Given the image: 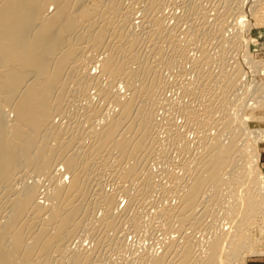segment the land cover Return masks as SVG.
Segmentation results:
<instances>
[{
	"label": "bare ground",
	"instance_id": "obj_1",
	"mask_svg": "<svg viewBox=\"0 0 264 264\" xmlns=\"http://www.w3.org/2000/svg\"><path fill=\"white\" fill-rule=\"evenodd\" d=\"M164 1L132 0V5L127 7L128 5H125L124 0H0V109H8V113L11 112L13 117L11 121L7 122L5 118L2 119L3 116H0V215L5 213V217L1 218L0 216L1 219L5 218L4 224L0 221V264H102L103 262L100 261L102 258L99 254L103 252L99 253V250L104 247L102 246L103 238L107 239L109 236L106 234L108 230L112 233L115 231L113 234L115 235L121 224L122 227L128 224L129 232H135L140 228L139 222L141 221L135 217L136 214L139 216L138 213L135 215L133 213L134 217L124 215L125 211L120 210L121 215L114 214L116 210L118 212L117 196L123 195L128 198V202H126L128 205L125 206L128 210V206H133L141 200L143 202V197L148 196L154 188L162 191L169 189L171 194H176L174 199L177 198L176 205L171 206L172 204L169 203V205L166 204L168 206H164V204L162 205L164 208L161 206L163 208L160 209L161 212L158 210L160 214L157 212L156 218L159 217L161 222L159 221L160 224L156 227L163 226V224L161 225L163 222L168 225L166 228L171 231V235L173 234L172 231H175V234L183 233L185 228L187 231H196L197 234L200 228L205 230L210 228L211 231H207L212 234L210 239H206L207 234L206 237L204 235L207 240L205 244L202 243L204 238L201 242L194 234L196 236L194 239L204 244L201 246L196 240H193L191 235L188 236L189 233H185V230L186 235L180 234L181 241L175 237L177 235L173 236L176 239L167 240L168 238H166L167 242L163 241L165 246H162L163 242L160 243L163 250L161 251V248L158 247L161 253L149 255L152 252H142L138 256L136 264H244L245 258L264 254V170L262 171L258 165L259 158L264 152V81L261 85L254 86L251 85L252 82L245 81L247 84L244 82V77H242L244 74H241V71L246 61L244 58L243 60L240 59L242 58L241 55L240 62L235 61L233 65L228 62V60H232L228 59L232 52H228L231 50L230 47L243 49L242 55L250 58L251 49L257 48L256 42L264 39V31L257 30L256 35H252L256 39L253 40L254 38L250 37L251 42L248 43L247 39L246 44L243 41L244 45L242 44L243 37L241 38L243 35L237 34L240 30L236 26L234 27L238 32L229 37L230 34L228 35L229 32L225 27L228 20L225 19H229V16H236L237 19L238 15L241 19L240 15H243L245 10L243 12L242 0H220L223 2V7L221 6L223 10L216 12L214 23L213 21L210 24L206 23L203 27L200 24V28L198 26L195 28V24L193 26L190 22L192 26L188 27H194L192 30L190 29L188 33H182L184 29L180 30V28L181 33H178L179 23L177 20L182 18L176 20L177 15L175 14L174 21L177 22L170 26L167 24L169 22L166 23L165 21L167 19L159 18L157 15L165 5ZM174 1L181 7L183 6L181 9H184L186 13L184 17L188 18L185 19L186 24H190L187 21L195 16L196 18L197 16L200 17V22L203 23L206 18L214 14H211V10L199 11L202 6H199L201 1H199V5L197 4L198 0ZM260 3L263 4L264 1H260ZM255 4H258V1ZM133 5L142 8L141 12L143 13L140 15L143 16L136 17V13L132 12ZM259 6L261 4L257 7ZM134 9L136 8L134 7ZM260 11V13L256 12L257 14H250V19L258 21L264 15V7ZM134 15L139 20V22L137 21L139 28H141V31L138 30L139 32H135L137 30L135 27H138L135 26ZM240 19L239 21H242ZM262 19L258 22H263ZM192 20L197 21L199 19ZM258 22L255 23L259 24ZM243 24L245 23L243 22ZM224 30L228 32L226 34L230 38L229 41L228 39L224 40L225 37L222 38V33H225ZM185 35L189 40L193 37L191 42L200 44L199 47L197 46L198 49L192 46V49H197L198 54L195 55L196 57L194 56L193 61H189L191 74H195V79L193 77L190 79L193 82L184 80L186 82L181 83L179 79L176 81V78L183 77L185 74L188 76V72H190L185 67V63L190 59L187 58V55V59H185V51L188 50V48L185 50L187 47L185 44L188 45L189 43L187 40V43L185 41V44H182ZM199 37L202 38L201 41L196 40ZM211 40H216L217 45L219 41L220 49L217 47L219 52L216 56L214 53L216 47L214 51L213 47L210 51L215 58L211 57L213 55L208 53L210 49L207 50L206 48L208 47L207 41ZM209 43L208 45H211L212 41ZM188 47L190 48V45ZM239 50L235 52L238 53ZM101 51L103 52L102 55L105 54V56L101 55L102 58L100 57L101 63L99 62L98 74H93L91 73L92 68L89 69V64L93 63L94 57L101 54ZM87 53L92 55L90 59L88 58L90 55L86 56ZM217 65L219 67L223 65L224 68L219 69L218 67L217 69L220 71L214 72L216 68L213 67H217ZM91 67L93 66L91 65ZM161 69L175 70L177 77L174 78L175 80L173 79L174 83H166L170 86L174 85L173 88L177 87L176 90L178 89L181 91L180 93L186 96H191V99L197 103L194 105L193 103L169 105L168 100L166 101L168 97L163 99L161 93V90L167 86L164 83L166 79L161 77ZM188 77L190 78V76ZM249 80L253 81L254 79ZM118 81H122L124 90H126L125 93L127 92L123 100H121L123 93L121 94L117 90ZM116 85L118 86L116 87ZM89 87L96 90L100 102H107L108 106L111 104L112 107L116 106L118 110L112 108L115 110H112L114 114L108 116L110 113L103 115L101 106L100 108L98 106L85 107L87 110L84 114L82 113L83 115L79 119L84 118L85 122L90 123L89 130L87 127V130H84L85 127L82 128L83 130H79L76 127L78 124L76 125L73 120V124L68 123L66 126L53 123L55 116L57 118V116H63L67 112L69 116L74 111L76 112V110L71 111L70 109L69 113L67 108L70 103L67 100H70L69 97L72 99L75 96L84 98L88 94ZM246 87L247 89L253 87V89L250 90V93L245 90V93L249 94L248 97L245 96V99L239 97L238 99L242 100L241 104L246 103L248 105L249 102V105L255 108L253 110L256 111V115L252 121V130H250L251 127H248L249 130H245L244 126V129L242 128V123H244L242 121L247 113L243 118L238 116L236 112V117L235 112L231 113L232 110H230V107L233 108V106L231 103L229 104L230 101L234 102L236 99H230L231 94ZM237 93L235 94L237 95ZM242 93L241 96H243ZM233 96L235 95L233 94ZM79 101L81 103V99ZM77 102L73 103L77 105ZM188 102L191 101L188 100ZM81 107L75 109L78 111ZM70 108L72 107L70 106ZM166 108L175 111V115L176 113L180 114L179 116H182L184 120V130L185 127H188L193 131L190 132L195 135V140L188 141V137L179 130L182 126L178 125L177 128V125L172 123L171 118H168L171 113L169 116L167 115L163 123L169 127L164 124L169 132H172L168 134H170L172 143L177 147L174 148L173 152L178 150L179 153L177 154H180L179 157L180 159L182 157V161L186 162L184 163L186 166L188 165L187 162L193 158L195 143L199 153L198 151H196L197 154L195 152L197 156H194L192 161L193 167V163H191V167L190 165L182 166L180 169L181 166L175 167V164L172 163L174 166L172 165L170 168L179 167L182 170V174L178 171L181 175L169 169L166 174V170H162L166 174L163 178V180L166 179V183L161 181L164 182L163 185L160 182V177H158L160 178L158 183L157 181L154 182L158 179H154L155 176L151 171L155 165L151 167L150 164V168L147 163L148 159L150 162V157L153 154H157V152V155L163 154L161 145L164 139L160 140L161 138L158 139L157 133L154 134V131L159 128H156L158 125L155 121V117H157L155 114L157 110H165ZM103 111L105 112V110ZM75 114L73 117L76 116L78 119ZM240 114L242 113L240 112ZM64 116L63 118H66ZM73 117L71 116V118ZM235 117L237 118L236 122L234 121L236 120ZM73 125H76V129ZM242 129L244 133L241 132ZM211 130L216 131V135L212 138L211 135L214 134ZM236 131H239L244 137L242 138L241 135L240 139L239 135L236 136L238 133ZM224 132L229 133V136L227 134L229 138L221 143L219 139ZM169 136L167 135L166 138ZM248 137L257 139L259 141L258 147L253 149L250 143L247 145L246 143L251 140L250 138L247 141ZM86 140L87 143L85 144L84 141ZM170 140H167L165 148L168 147ZM155 144L158 145V149L154 147ZM169 146L173 150V145ZM78 149H80L79 152ZM170 153L168 152V154ZM169 156L166 152V156L164 154L163 158H170ZM175 159L172 162H175ZM156 160L158 161V159ZM239 161L241 164L237 163ZM163 162L160 161L162 169H164ZM155 163L156 161H154ZM56 165L63 167L64 170L60 171H64V173L62 172L63 176L67 175L69 180L66 184L62 175L60 177L58 175L59 179L56 176L58 179L56 184L53 188V185L51 186L52 190L49 189L48 191L47 189L50 192H46L47 196L46 193L44 195L49 204L45 208L43 206L45 202L42 205L38 202L40 200L37 198L39 196L37 190L40 181H42L41 178L47 179L46 176L57 170L55 169ZM61 166L59 167L62 168ZM159 170L161 169L156 171L158 174ZM142 171H145V174H142ZM104 173L111 176V183L110 181L109 183L112 184L113 182L114 185V191L108 192L109 194L100 187L103 181L100 183L97 180L99 175H104ZM26 176L28 178L32 176L38 180L36 179V182L33 183L34 178L31 177L30 179L33 180L31 183L27 180L29 185H26V182H24L25 184L22 183ZM51 181L53 182L54 179ZM51 181L48 179L49 183ZM16 185H20L19 188L16 187L18 189L15 188ZM152 194L154 195L153 192ZM226 200L228 202L230 200L231 204L228 205ZM222 201L226 202L225 205L218 208ZM213 205L223 210L220 217L222 219L224 216L227 224L225 227L224 220L220 221L223 226L219 222L217 224L220 219L219 215L217 219L214 217L216 216L215 212V214L208 213L209 208L211 211L213 210L211 209V206L214 207ZM96 208L103 211V217L99 219L98 227L96 226L97 222L95 225L91 216ZM89 216H91V223L94 224V227L89 228L90 236L87 235L91 238L90 241L94 242L95 249L92 251L91 248L93 253L88 257L87 253H83L87 251L86 249L79 252L83 245L80 247L78 244L80 247L78 251H74L77 247L74 249L71 245H73L74 234L89 224L87 222L90 220ZM207 217L210 218L208 223ZM167 229L164 230L169 233ZM202 232V234L205 233L203 230ZM117 234L120 238V233ZM150 236L152 237V234ZM84 237L86 236L84 235ZM111 238H113L112 235ZM119 238L115 240L114 236V239L109 240V245L106 241L104 242L108 247L117 251L121 247ZM70 239L72 244L67 243ZM68 244L74 249L71 250L69 246L72 252L67 250ZM76 244L74 245L77 246ZM106 247L105 250L109 251L110 249L108 250ZM123 247L125 250L126 245ZM66 250L68 254L64 255ZM113 250L112 252H114ZM54 255H58L59 258L55 259ZM111 255L114 254L111 253Z\"/></svg>",
	"mask_w": 264,
	"mask_h": 264
},
{
	"label": "rangeland",
	"instance_id": "obj_2",
	"mask_svg": "<svg viewBox=\"0 0 264 264\" xmlns=\"http://www.w3.org/2000/svg\"><path fill=\"white\" fill-rule=\"evenodd\" d=\"M129 1H130V0H126V1L124 0L125 5H126V4L128 5V6L126 5L127 7H130V5H132V2H131L132 0L130 1V4H129ZM168 1H169V0H165V1H164V3H165V5L163 4L164 7H163V5H162L163 8H161L162 10L160 9L161 12H158L157 15H159V16H158L159 18H163V19L165 18V19H167V20H165V21H166V23L169 22V23H167V24L170 25V26H171L172 24L174 25V22H177V21H178V23H179V24H178V27H177V31H178V33H181V31H179L180 28H181L180 30H183V29H184V30L182 31V33H183V32L188 33V32L190 31V29L192 30L194 27L196 28V26L199 27L200 24H201V27H203L204 25H206V23H207V24H210V22H212V21H213V23H214V18H215L214 15H216V14L218 13V11L221 12V11L223 10V9H222V7H223V2H221L220 0H216V1H215V0H210V1H209V0H206V2H205V0H204V2H203V0H198V1L196 0L198 5H199V1H201V3H200L199 6H200V7H201V6L203 7V8H202V7L199 8V11L201 10L202 12H206L207 10H211V14H213V13H214V14L211 15V16H209L208 18H206L207 20L205 19L206 21L204 20L203 23L200 22V21H201V20H200V19H201L200 17H199V18H198V16H197V18H196V16L193 17L192 19H199V20H197V21H196V20H192V19L188 20L187 23H190V22H191V23L193 24V26H194V24H195L194 27L189 28V27L192 26V24H191V23H190L191 25H190V24H186V21H185L186 17H184L186 13H185V10H184V9H181L183 6L181 7V5H178L177 3H175L174 0H172V1L170 0V1H169V2H172V3H169ZM208 1H209V3H208ZM211 1H212V2H211ZM223 1H226V0H223ZM246 1H247V2H246ZM255 1H256V0H250V1H249V0H242V1H241V2H242L241 5L243 6V7H242V8H243V12H244V10H245V12H244L245 15L243 14V12H242V10H241V12H242V14H243V15H240V16H241V19H240V17H238L239 15L237 16V19H236V16H231L232 18H231L230 16H229V17L227 16L230 20H229V19H225L226 21H227V20L229 21V22L227 21L228 23L226 22V26H225V27H227L226 29L228 30L229 33H228L227 31H225L226 29L224 30L225 33H222V34H223V35H222V38L225 37V38H223L224 40H227V39H228V41H229V40H230L229 37H231V36H233V34L237 33V32H238L237 29H238V30H240V31H239L240 33L238 32L237 34H240V36H241V34L243 35V36H241V38L243 37V38H242V44H243V41H244V44H246L245 41H246L247 39H248V43H249V41L251 42V38H254L253 36L256 35L257 30H262V31H264V17H263L264 15L261 17V18H263V19H262L263 22H261L262 20L260 21L261 23L258 22L261 18H259L258 21H255L254 19H253V20L250 19V18H251L250 14L252 15V14H254V13L257 14L258 12L260 13V12H261L260 10H262V8L264 7V5H263L264 3H263V4L260 3L261 6H259V7H261V8L257 7L258 5H260L259 2H260V1L262 2V1H264V0H257V1H258V4H255V3L257 2V1L255 2ZM126 2H127V3H126ZM166 2H167V3H166ZM217 2H218V4H217ZM215 3H216V4H215ZM169 4H170V5H169ZM206 4H207V5H206ZM249 4H250V5H249ZM251 4H252V7H251ZM174 5H175V6H174ZM215 5H216L218 8H217ZM254 5H255V7H254ZM256 5H257V6H256ZM133 6H134L136 9H134ZM133 6H132V9H133L132 12H133V13H136V15H137V16L134 15V18H135L134 23H136L135 26L138 27V28L135 27V29H137L135 32H139L138 30L141 31V28H139V24H138L139 20H138L137 18L143 16V15H140V14H142L143 12H141V11H142V8L140 9L139 6H138V7H136L135 5H133ZM165 6H166V7H165ZM221 6H222V7H221ZM248 6H250V7H248ZM178 7H179V8H178ZM216 8H217V10H215ZM250 8H251V9H250ZM50 9H51V7H50ZM170 9H171V10H170ZM203 9H204V10H203ZM247 9H248V10H247ZM255 9H256L257 11H256ZM163 10H164V11H163ZM168 10H169V11H168ZM182 10H183V11H182ZM251 10H252L253 12H252ZM138 11H140V12H138ZM255 11H256L257 13H256ZM216 12H217V13H216ZM170 13L173 15V17H171L172 15H171ZM247 13H248V14H247ZM162 14H164V15H162ZM167 14H168V15H167ZM175 14L177 15L176 18H175L176 20H177V19H180V18H182V19L177 20V21H176V20L174 21V16H175ZM160 15H162V16H160ZM181 15H182V16H181ZM135 16H136L137 18H136ZM163 16H164V17H163ZM183 17H184V18H183ZM210 17H211V18H210ZM234 17H235V18H234ZM243 17H244V18H243ZM248 17H249V18H248ZM169 18H170V19H169ZM238 18H239L240 20H242V18H243L242 21H243L245 24H243L242 21H239ZM246 18H247V19H246ZM187 19H188V18H187ZM187 19H186V20H187ZM203 19H204V18H203ZM203 19H202V21H203ZM209 19H210V20H209ZM149 20H150V19H149ZM172 20H173V21H172ZM181 20H182L183 23L181 22ZM183 20L185 21V23H184ZM191 20H192L193 22H195V21H196V22L193 23ZM233 20H234V21H233ZM244 20H245V21H244ZM137 21H138V22H137ZM179 21L181 22V24H180ZM230 22H231L232 24H231ZM240 22H242V23H240ZM253 22H254V23H253ZM255 22H256V23L258 22L259 24H256ZM213 23H211V24H213ZM235 24H236V25H235ZM180 25H181V27H179ZM242 25H244V26L242 27ZM253 25H256V26L253 27ZM182 26H183V27H182ZM186 26H187V27H186ZM188 26H189V27H188ZM234 26H236L237 29H236ZM237 26H238V27H237ZM185 28H186V29H185ZM199 28H200V27H199ZM255 28H256V29H255ZM135 29H134V30H135ZM188 29H189V30H188ZM229 29H230V30H234V29H235V30H234V31H230ZM248 29H249V30H248ZM224 31H223V32H224ZM247 31H248V32H247ZM230 32H231V33H230ZM232 32H233V33H232ZM226 33H228V35L230 34V36L228 37V35H227ZM224 34H225V35H224ZM252 35H253V36H252ZM188 36H189V35H188ZM245 36H246V38H245ZM189 37H191V36H189ZM250 37H251V38H250ZM185 38H188L187 35L184 36V39H183L184 41H183L182 44H185V41H186V43H187V40H188V42H189L188 45L185 44V46H187V47H185V50H186V48H188V50H186L187 52L185 51V53H186V54H185V59H187V58H190V59L187 60L188 62L185 63V67H186L187 70L190 71V72H188L189 74L187 73L188 76H190V78H189L186 74H185L186 77H185V75H184L183 77H179V78H178V77H177V73H176V71L174 70L175 73H176V75H175V73H174V71H173L172 69H170L171 71H170V70H167V69H164V70L161 69V72H162V73L160 72V73H161V77L164 78V79H166V80H164V79H162V80H164L165 86H166V84H167V86L165 87L164 90H163V89L161 90L162 96H163L164 98L160 95V94H161L160 92H159V93H160L159 95H160V97L163 98V99H166V98L168 97V99H166V101L168 100V101H167L168 104H169V105H172V106L177 105V104H179V105H180V104H185V103H188V104L193 103V105H194V103H195V104L197 103V102H195L194 100L191 99V96L189 97V96H186V95L183 94V93H180L181 91H179L178 89L176 90L177 87H176V88H173L174 85H171V86H170V84H168L169 82H170L171 84L174 83L173 81L175 80L174 78H176V77H177V78H176V81H178V79H179V81H180L181 83L186 82V81H184V80H187V81L193 82V80H190V79H192L193 77H194L193 79H195V76H194L195 74H193V73L191 74L190 63H189V61H190V60L193 61V59L197 56L198 53H197L196 50L198 49L197 46L199 47V44H200V43L196 44L197 42H195V43H194V42H191V41H193V37H191L190 40H189V38H188V39H185ZM222 38H221V39H222ZM244 38H245V39H244ZM197 39H198L199 41L202 40L201 37L196 38V40H197ZM243 39H244V40H243ZM255 39H256V38H254L253 40H255ZM203 40H204V39H203ZM216 40H218V39H216ZM216 40H211L212 43H213V44L211 43V45H208V43L211 42V41H207V46H208V47H206V48H207V50L210 49V50H208V51H209L208 53H210V51H211L213 48H214V49H213V51H214L217 47H219V46H218V45H219V41H218V45H217V41H216ZM190 42H191V43H190ZM252 42H253V41H252ZM192 43H194V44H196V45L194 46V44H192ZM215 43H216V44H215ZM209 44H210V43H209ZM244 44H243V45H244ZM189 45H190V48H191V49L188 47ZM216 45H217V46H216ZM256 45H257V48H256V49L253 48V49H251V51H250V52H252V53H250V56H249L250 58H246V57L244 56V54L242 55L241 51L243 52V49H241V50L236 49V48L233 49V47L228 46V47L231 48V50H228V52H231V51H232L231 54H229V58H228V59H232V60H230V61L228 60L229 64H230V65H233V64H235V61H236V62H238V61L240 62L239 58H240V55H241L242 58H240V59L243 60V58H244V61H246V62L243 61V62H244V65H243L244 67H243V66H242L243 68L241 67V68H242V71L245 70V71H243V72L241 71V74H242V73L244 74V76H242V77H244V82H245V81H246V82H248V81H249V82H252L251 85H253V86H254V85H261L262 82L264 81V75H263V74H264V39L258 40V41L256 42ZM192 46H193L194 48H197V49H194V48L192 49ZM209 47H210V48H209ZM212 47H213V48H212ZM215 47H216V48H215ZM230 48H229V49H230ZM217 49H218V48H217ZM217 49H216L215 52H214V53H215V56H216V54L219 52L220 47H219L218 50H217ZM192 50H193V51H192ZM233 50H234V51H233ZM236 50H239V51H237L238 53L235 52ZM194 52H196V53H194ZM100 53H101V54H99L100 56L97 54V55L94 57L96 60L93 59V63L91 62V63L89 64V69L92 68L91 73H93V74H94V73L98 74V71H99V70H98V66H99V64L101 63V58H102V56H105V54L102 55V53H103L102 51H101ZM189 54H190V55H189ZM210 54L213 55V53H210ZM89 55H90V57H88ZM101 55H102V56H101ZM186 55H187V58H186ZM195 55H196V56H195ZM86 56L90 59L92 55L87 53ZM194 56H195V57H194ZM215 56L213 55V56H211V57L215 58ZM100 57H101V58H100ZM235 57H236V58H235ZM191 58H192V59H191ZM233 59H234V60H233ZM253 59H254V61H253ZM98 60H99V61H98ZM96 61H97V63H96ZM185 61H186V60H185ZM231 61H232V63H231ZM99 62H100V63H99ZM233 62H234V63H233ZM94 63H96V64H94ZM252 63H254V64H252ZM93 64H94L95 66H94ZM251 64H252V65H251ZM91 65H92L93 67H91ZM186 65H187V66H186ZM246 66H247V67H246ZM218 67H219L218 65H217V67L214 66L213 68H216V69H215V71H214V69H212V70H213L214 72L220 71L219 69H222L221 67H223V65L220 66L219 69H217ZM257 67H258V68H257ZM223 68H224V67H223ZM247 68H248L249 70H248ZM256 68H257V69H256ZM261 68H262V69H261ZM96 69H97V70H96ZM162 70H163V71H162ZM246 70H247V71H246ZM92 71H93V72H92ZM95 71H96V72H95ZM172 71H173V73H172ZM244 72L247 74V76H245L246 74H245ZM248 72H250V73H248ZM218 73H219V72H218ZM218 73H217V74H218ZM171 74H172V75H171ZM215 74H216V73H215ZM249 74H250V75H249ZM255 74H256V75H255ZM260 74H261V75H260ZM162 75H163V76H162ZM192 75H193V76H192ZM262 75H263V76H262ZM248 76H249L250 78H249ZM253 77H254V78H253ZM180 78H181V79H180ZM182 78H183V79H182ZM187 78H188L189 80H188ZM240 78H241V77H240ZM251 78L254 79V80H253V81L249 80V79H251ZM259 78H260V79H259ZM262 78H263V79H262ZM173 79H174V80H173ZM257 79H258V80H257ZM169 80H170V81H169ZM242 80H243V78H242ZM166 82H168V83H166ZM246 82H245V83H246ZM249 82H248V83H249ZM256 82H257L258 84H257ZM119 83L121 84L122 81H118L117 84H118L119 86L116 85V87L118 86V87H117V90H118V92L120 91L119 93H121V94L123 93V94H124V95L122 94V99H121V100H123V99H124V96H125V94H127V92L125 93L126 90H124L125 88L123 87V83H122L121 85H120ZM103 84H104V83H103ZM246 84H247V83H246ZM104 85H105V84H104ZM104 85H103V86H104ZM251 85H250V86H251ZM242 89H243V88H242ZM252 89H253V87H249L248 89H247V87H246V88L243 89L244 91H243V90H238V91H236V92H233V93L231 94L232 96L230 95V96H231L230 99H231V98H234V99L236 98V99L234 100V102L232 101L233 104L235 103V105H233L231 101L229 102V104L231 103V105L233 106V108L230 107V110H232L231 113H232V112H235L234 114L236 115V117H237L236 112L238 113V116H242V117L247 113V114L245 115V119H243V121H242V122H244V123H242V128L244 129V127H245V130H249L250 127H251L250 130H252V128H253V125H252L253 122H252V121H253V119H254V115H256V114H255L256 111L253 110V109H255L253 106L249 105V102H248V105H247L246 103H245V104H244V103L241 104L240 102H241L242 100H240V99H242V97H243V99H245V96L249 95L248 93H250V92L252 91ZM245 90H246L248 93H245ZM250 90H251V91H250ZM237 92H238V93H237ZM240 92H241V93L243 92V93H242L243 96H241V93H240ZM87 93H88L87 96H85L84 98H83V97H79V96H78V97H77V96L72 97V99H73L74 101L71 99V97H69L70 100H72V101L70 102L69 99L67 100V101H69V103H70V104L68 105V108H67V109H69V113H70V109H71V111L76 110V112L74 111V113H71V114H73V115L70 114L69 116H68V112H67L66 114H64L65 116L63 115V116L66 117V118H63L62 115L57 116V118H56V116H55V117H54L55 122H53V123H56V125L59 124V126H60V124L66 126V125H68V123H69V124H70V123L73 124V122H72V120H73L74 123H76V125L78 124L77 126H76V125H75V126H76L79 130H80V129L83 130L82 128H84V127H85L84 130H85L86 127H87V129H88L90 123L88 124V122H85L84 118H80V119H79V117H81V115H83L84 112L87 110V109H86V108H88L87 106H98L99 108H100V106H101L102 108H100V109L102 110L103 115H107V114L110 113L108 116H110V115L112 116V113L114 114L113 111H115V110L117 111V110H118L116 106H115L116 108H115L114 106L112 107L111 104H109V106H108L107 102L104 103L103 101H101V102H103V103H101V102H100V98L97 96L96 90H95L94 88L89 87V89L87 90ZM235 93H237V95H236ZM167 94H168V95H167ZM176 94H177V95H176ZM179 94H180V95L182 94V95L180 96ZM233 94H234L235 96H233ZM239 94H240V95H239ZM89 95H90V96H89ZM184 95H185V96H184ZM91 96H92V97H91ZM182 96H183V97H182ZM181 97H182V99H181ZM184 97H185V98H184ZM239 97H241V98L238 99ZM247 97H248V96H247ZM77 98H78V99H77ZM82 98H83V99H82ZM90 98H91V99H90ZM98 98H99V102L101 103V105H99L100 103L98 102ZM187 98H189V99H187ZM80 99H81V103H80V101H79ZM190 99H191V100H190ZM237 99H238V100H237ZM82 100H83V101H82ZM84 100H85V101H84ZM87 100H88V102H87ZM178 100H182V101H178ZM188 100L191 101V102H188ZM232 100H233V99H232ZM75 101H78V102H77V103H78L77 105H75L76 103H75V104L73 103V102H75ZM92 101H93V102H92ZM183 101H184V102H183ZM186 101H187V102H186ZM171 102H172V103H171ZM182 102H183V103H182ZM71 103L73 104V106H72ZM79 103H80V104H79ZM94 103H95V104L97 103V105H95ZM91 104H92V105H91ZM105 104H106V107H107L108 109H107L106 107H104ZM240 104H241V105H240ZM102 105H103V106H102ZM70 106H71L72 108H70ZM77 106H78V107H81V106H82V107H81V109H78V111H77V109H75V108H78ZM85 107H86V108H85ZM240 107H241V108H240ZM242 107H243V108H242ZM249 107H250V108H249ZM82 108H85V109H82ZM103 108H104V109H103ZM112 108H114L115 110H113ZM5 109H6V108H1V109H0V112H1V113H0V116H3V117H2L3 120H4V118H5V121L9 122V121H11V119H13V117H12V115L10 114L11 112L8 113L9 110H8V109L5 110ZM72 109H73V110H72ZM170 109H171V108H170ZM241 109H242V111H241ZM1 110H2V111L4 110L3 113H4V112H5V113L3 114ZM7 110H8V111H7ZM80 110H81V111H80ZM82 110H84V111L82 112ZM103 110H105V112H104ZM112 110H113V111H112ZM160 110H161V111H160ZM164 111H165V112H164ZM169 111H170V112H169ZM6 112H7V113H6ZM77 112H78V113H77ZM240 112H241L242 114H240ZM75 113H76V114H75ZM79 113H81V114H79ZM82 113H83V114H82ZM104 113H107V114H104ZM115 113H116V112H115ZM166 113H167V114H166ZM170 113H171V114H170ZM74 114L78 116V119H76V116L73 117ZM156 114H157V115H156ZM156 114H155V116L158 117V118L155 117V121L157 122V125H158L156 128H158V127L160 128V127H161V128H163L164 130L161 129V128H160V129H159V128H158V129L155 128V129H156L157 131H159V132H157V131L155 130V131H154V134L157 133L156 135L159 137L158 139H160V138H161L160 140H163V139H164V140H166V141H165L166 143L164 142V140L162 141V142H163L162 145L164 146V147H163V146L161 145V147H162V149H163V151H162L163 154H162V153H161L162 155L159 154V155L162 156V157H160L159 155H157L158 152H157V154L155 153V152L157 151L156 149H158V145L156 146V144H155L154 147H155L156 149H155V148H154V149H155L156 151L153 150V151H155V152H154L155 154H153V155L150 157V162H149V159H148V163H147L148 165H147V164H146V165H147L148 167H150V164H151V167H152V165H153V167H154V165H155V167H156L157 169H154L155 167H154V168H151V167H150V168H151V171H152V173H153V176H155L154 179H156V178H158V177L161 178V179L158 178L157 180H154V182L157 181V183H158V182H159L158 180L160 179V182H161V181L163 180L164 176L168 173L169 170H170V171L172 170V172H178V171H179V172L182 174V170H180V169H182V166H183V167H184V166L187 167V166H189L191 163H193L192 161H193V159H194V156H197V155H196V154H197L196 151H198V153H199V150L197 149V145H196V143H195V145H194V148H195L194 155H193V153H192L193 158H191V160L188 161L189 163L187 162L188 165L186 166V165L184 164V163H186V162L182 161V157H181V159H180V157H179L180 154H177V153H179L178 150L176 149L177 152H173V151H174V148L176 147V145H174V144L172 143V141L170 140V136H169V135H170L172 132H171V133L169 132V129H168L169 127H168L165 123H163V122H165V119L167 118V115L169 116V114H170L172 117L169 116L168 118H171L172 123H173L174 125H177V126H176L177 128H178L179 126H182V127H180L179 130H181V131H180L181 133L183 132L182 134H185V136L188 137V138L186 137L188 141H192V139L195 140V137H194L195 135H194V133H192L193 131L190 130L188 127H185V130H184V128H183V126H184V122H183V121H184V120H183L182 116H179L180 114H177V113H176V115H175V111H173L172 109H171V110H168L167 108H166L165 110L159 109V110H157ZM173 114H174V115H173ZM234 114H233V115H234ZM6 115H7V117H6ZM79 115H80V116H79ZM235 115H234V116H235ZM247 115H248V116H247ZM71 116H72L76 121H75L73 118H71ZM159 116H160V117H159ZM216 116H217V115H216ZM246 116H247V117H246ZM249 116H250V117H249ZM68 117H70V118H68ZM236 117L234 118V119H236V120H234L235 122L237 121V118H236ZM6 118H7V119H6ZM67 118H68L69 120H68ZM156 118H157V119H156ZM163 118H164V119H163ZM243 118H244V117H243ZM8 119H9V120H8ZM81 119H83L84 121L81 120ZM54 120H53V121H54ZM77 120H78V121H77ZM79 120H80V121H79ZM163 120H164V121H163ZM181 120H182V121H181ZM246 120H247V121H246ZM248 120H249V121H248ZM81 121H82V122H81ZM159 121H160V122H159ZM78 122H79V123H78ZM161 122H162V124H161ZM174 122H175V123H174ZM62 123H63V124H62ZM86 123H87V124H86ZM182 123H183V125H182ZM164 124H165L168 128H166V126H164ZM79 125H81V126H79ZM87 125H88V126H87ZM162 125H163V127H162ZM178 125H179V126H178ZM73 126H74V125H73ZM75 126H74V127H75ZM171 126H172V124H171ZM234 126H235V125H234ZM243 126H244V127H243ZM76 127H75V129H76ZM79 127H80V128H79ZM172 127H173V126H172ZM246 127H247V128L249 127V128L247 129ZM165 128L168 130L167 132H166ZM173 128H174V127H173ZM186 128H187V129H186ZM78 129H77V130H78ZM87 129H86V130H87ZM188 129H189V130H188ZM243 129H242L241 132L244 131ZM88 130H89V129H88ZM183 130H184V131H183ZM186 130H187V131H186ZM160 131H161V132H160ZM163 131H164V132H163ZM185 131L188 132V133L186 134ZM190 131H192V132H190ZM155 132H156V133H155ZM211 132L214 134V135H211V134H210V135H211V138H212L213 136L216 135V131L214 132V130H213V131L211 130ZM220 132H221V130H220ZM236 132H238L236 136L239 135V136H240L239 138L241 139V135H242V134H241L239 131H236ZM236 132H235V134H236ZM165 133H167V134H165ZM168 133H170V134H168ZM239 133H240V134H239ZM243 133H244V132H243ZM227 134H228V136H229V133H227V132H226V133L224 132L223 134H221V139H219V142H221V143L225 142V141L227 140V138H229V137L227 136ZM95 135H96V134H95ZM165 135H166V136L168 135L169 137L166 138ZM93 136H94V133H93ZM243 137H244V135H242V138H243ZM168 138H169V139H168ZM224 138H225V139H224ZM250 138H251V140H249ZM189 139H190V140H189ZM167 140H170V141H171V142L168 141V143H169V144H168V147H169V148H168L167 146H166V148H165V144L167 145ZM221 140H222V141H221ZM248 140H249V141H248ZM256 140H257V139H256ZM256 140H254L253 137H248V138H247L248 143H246V140H244V142H245L247 145H249V143H250L251 148L253 147V149H255L256 147H258V144H259V141L257 140V142H258V143H257ZM253 141H254V144H253ZM84 142H85V144H86V143H87V140L84 141ZM244 142H243V143H244ZM245 143H244V144H245ZM256 144H257V146H256ZM169 145H173V150H172V147L169 146ZM170 147H171V148H170ZM50 148H51V147H50ZM75 148H76V147H75ZM167 148H168L169 150H168ZM176 148H177V147H176ZM165 149H167V150H165ZM170 149H171V150H170ZM176 150H175V151H176ZM77 151L79 152L80 149H78ZM164 151L167 152V155H170V156H169L170 158H167L168 156L166 157V159L163 158L164 154H165V156H166V152H164ZM168 152H169V153L172 152V153L168 154ZM195 152H196V154H195ZM173 153H175V154H173ZM172 154H173V155H172ZM254 154H255V153H254ZM174 155H175V156H174ZM154 156H155V157H154ZM173 156H174V157H173ZM152 157H154L155 160H154V158H152ZM156 157H159V158H156ZM160 158H161L162 160H161ZM171 158H172V159H171ZM175 158H176V159H175ZM151 159H152V161H153V160L156 161V163L159 162V164H156V163L154 164V161H153V163H151V162H152ZM156 159H158V161H157ZM168 159H169L170 161H169ZM174 159L176 160L175 162H177V163H179V164H181V165H179V164H177V163H175V162H172V161H174ZM163 160H164V162H163ZM160 161H161V163L163 162L162 166H163L164 169H162ZM165 161H166V162H165ZM179 161H181V162H179ZM167 162H169V163H167ZM170 162H171V163H170ZM172 163L175 164V167H176V166H179V167L181 166L180 169H179V167H177V168L172 167V169H171L170 167H171L172 165L174 166V164H172ZM237 163H240V161L237 162ZM164 164H165V165H164ZM169 164H170V165H169ZM240 164H241V163H240ZM157 165H158V166H157ZM159 165H160V166H159ZM166 165H167V166H166ZM237 165H238V164H237ZM258 165H259L260 169L263 171V170H264V152L262 153L261 157L259 158V164H258ZM59 166H61V165H59ZM59 166H58V165L55 166V167H56L55 169H57V170H56L55 172L52 171V173H50L49 176H46L47 179H44L45 177L41 178L42 181H40V185H39L38 190H37V191H39V192H37V194L39 195L37 198L40 200V201H38V202H40L41 205H42V203L45 202V203H44L45 205L43 204V206H44L45 208H46L47 205L49 206L48 202H46V199H45V197H44L45 193H46V192H47V193H50V192H48V191H49V189L52 190V189H51V186L53 185V186H52V188H53V187H54V184H56V180L59 179L60 175L63 176L64 171H62V172H63V173H62L60 170H64V169H63L62 166H61L62 168H60ZM193 166H194V163H193L192 167H193ZM242 166H243V164H242ZM58 167H59V169H58ZM165 167H166L167 169H166ZM190 167H191V165H190ZM158 169H161V170H159V174L157 173V172H158ZM168 169H169V170H168ZM176 169H178V170L176 171ZM162 170H166V171H165L166 174H165V172H163ZM173 170H174V171H173ZM156 171H157V172H156ZM161 171H162V172H161ZM179 172L176 173V174L181 175ZM55 173H56V174H55ZM59 173H61V174H59ZM143 173L145 174V171H142V174H143ZM163 173H164V174H163ZM51 174H52V175H51ZM53 174H54V175H53ZM106 174H107V173H104L105 176H104L103 174L99 175V178H98L97 180L100 181V183L103 181L102 183H103L104 185L101 184V185H103V186L100 185V187H102V189L104 190V192H106L107 194H109L110 191H111V192L114 191V189H113V188H114V185H113V182H112V184H110V183H111V179H112L111 176H110L109 174H107V175H106ZM58 175H59V177H58ZM64 175H65V174H64ZM50 176H53V177L51 178ZM56 176L58 177V179H57ZM62 176H61V177H62ZM106 176H107V177H106ZM109 176H110V177H109ZM142 176H143V175H142ZM162 176H163V177H162ZM31 177H32V176H31ZM31 177H30V176H29V178H28L27 176L24 177L25 179H23V182H22V183L26 182V185L28 184V182L31 183V181L33 180V179H32V180L30 179ZM49 177H50L52 180L54 179V181L52 182L51 179H50ZM63 177H64V182L67 184V182H68L69 179L66 178V179H67V180H66L65 177H68V176L66 175V176H63ZM101 177H102V180H100ZM27 178H28V179H27ZM32 178H34V180H33L32 182H33V183L36 182V179H37V178H36V179H35V177H32ZM48 179L51 181V183L48 182ZM25 180H26V181H25ZM27 180H28V182H27ZM29 180H30V181H29ZM37 180H38V179H37ZM43 180H44V181H43ZM109 181H110V183H109ZM163 181H165V183H166V179H164ZM41 183H42V184H41ZM96 183H97V182H96ZM155 183H156V182H155ZM161 183H162V182H161ZM24 184H25V183H24ZM162 184L164 185V182H163ZM28 185H29V184H28ZM30 185H31V184H30ZM19 186H20V185H16L15 188H16V187L19 188ZM46 186H47V187H46ZM43 187H44V189H43ZM45 187H46V188H45ZM18 188H16V189H18ZM96 188H97V187H96ZM41 189H42V190H41ZM47 189H48V191H47ZM155 189H157V190H155ZM167 189H168V188H167ZM43 190H44V191H43ZM160 191H161V192H160ZM43 192H44V194H43ZM108 192H109V193H108ZM152 192L154 193V195L152 194ZM152 192H150L151 195H149L150 193L148 194L149 197H148L147 195H146L145 197H143V198H144L143 202H142V200H141V202H136L133 206H132V205L128 206V210H126V207H127V205H128L126 202H128V198L124 197L123 195H121L122 197H121L120 195L117 196V200H118V201H117V205H119V206H118V212H117V210H116V211L114 212V214L117 213V215H118V214H120V211H122V212L125 211V214H124V215H128L129 217H130V216L134 217V215H135L136 213H138L139 216H137V214H136L135 217H137V220L141 221L142 223L139 222V227H140V228H138L139 230L137 229V231H135V232H129L130 230H129V226H127L128 224H126V226H125L124 223H123V226H125V227H122V224H121V227H122V228L119 226L118 229H117V231H118L117 233H120V238L118 237V234H117V233H115V235H113L115 231H113V233H112V231L110 232L109 230H108V232L106 231V232H107V233H106L107 236H108V234H109L110 237L108 236V238H107L108 240H107L106 238H103V245H102V246H104V247L102 248V246H101L102 249L100 248L101 250H99V253H100V252H103L102 254H101V253L99 254V255H100V258L105 259V260H102V259L100 260V261L103 262L102 264H105V263H106V264H129V263L132 264L133 262H134V263H135V262L137 263L138 256H139L142 252H143V253H145V252H148V253H149V252H152V253H153V254L151 253V254H149V255H155L156 253L159 254V252L161 253V251L163 250V249H162L163 247L161 248L160 245L162 244L163 241H164V242L166 241V238H168L167 240H169L170 238L172 239L173 236L177 235V236H175V237H177V239L180 240V239H181V237H180L181 235H180V234H182V235H183V234L186 235L185 233H187V232L189 233L188 236L191 235V236L193 237V240H194V241L196 240V239H194V238H196V236H197L198 240H200V241H201V240H204L205 237H206L207 235H208V236H207L206 239H208L209 237H211V234H212V233L209 234V232L211 231L210 228H207L208 231L210 230L209 232H208L207 230H205L204 228H200V231H199L198 234L195 233L196 231H195V232H194V231L191 232V230H190V231H189V230L187 231L186 228H185V230H186V232H185V230H184L185 233L183 232V233H180V234H177V233L175 234V231H172L173 234L171 235V231H169V230L166 228V227H168V225L164 224L163 222L161 223V225L163 224V226L156 227V226H159V224H160L159 221L161 222V219H160L159 217L156 218V216H158V214H160V212H161L160 209L162 210V209L164 208V206H168L169 203L172 204V205L170 204L171 206H173L174 204L176 205L175 202L177 201V200H176L177 198L174 199V198L176 197V196H175L176 194H174V195L171 194L169 189H168V190H164V191H162V190H160V189H158V188H154V189L152 190ZM47 193H46V196L48 195ZM158 193H159V194H158ZM161 193H162V195H161ZM163 193H164V196H163ZM165 193H166V196L168 195L167 197L165 196ZM167 193H168V194H167ZM157 195H158V196H157ZM152 196H153V198H152ZM162 196H163V197H162ZM174 196H175V197H174ZM118 197H119V198H118ZM146 197H148V198H146ZM150 197H151V198H150ZM164 197H166L165 200H164ZM171 197H172V198H171ZM161 198H162V200H161ZM169 198H170V199H169ZM147 199H148V201H147ZM43 200H44V201H43ZM158 200H159V201H158ZM166 200H167V201H166ZM144 201H145V202H144ZM165 201H166V202H165ZM168 201H169V202H168ZM170 201H171V202H170ZM172 201H173V202H172ZM224 201H225V200H224ZM224 201H222V202H223V205H221V203H222V202H221V203L219 204L220 206H218V208H220V207H222V206L225 205L226 202L224 203ZM226 201H227V200H226ZM158 202H159V203H158ZM227 202H228V201H227ZM137 203H138V204H137ZM139 203L141 204L140 206H139ZM126 204H127V205H126ZM145 204H146V205H145ZM149 204H150V205H149ZM164 204H165V205H164ZM166 204H168V205H166ZM229 204H231L230 200H229V202H228V205H229ZM162 205H164V206H162ZM125 206H126V207H125ZM154 206H155V207H154ZM161 206H162L163 208H162ZM213 206H214V207L211 206V209L214 210V208H215V210H214V211H213V210L211 211L210 208H209V212H208V213H213V214L216 213V216H214L213 214H212V216L216 217L217 219H218V217L220 218L219 221H217V224H218V222L220 223L221 220H224L223 222H225V224H224V227H225L227 224H226V221H225V219H224V216L222 217V219H221V217H220V216H222L221 213H222L223 210L218 209L216 205H213ZM215 206H216V207H215ZM226 206H227V204H226ZM226 206H225V207H226ZM157 207H158V208H157ZM129 208H130V209H129ZM131 208H132V209H131ZM99 209H100V208H96L95 210H93L94 212H93L92 215H91L92 218L94 219V220L92 219V221L95 222V225H96V222H97V225H96L97 227L99 226V222H100L99 219H100V218L102 219V217H103V211H102L101 209H100V210H99ZM121 209H122V210H121ZM136 209H137V210H136ZM146 209H147V210H146ZM198 209H201V208H198ZM198 209H197V211H199ZM216 209H218V210H216ZM119 210H120V211H119ZM129 210L131 211L130 213H129ZM138 210H139V212H138ZM156 210H157V211H156ZM158 210H159L160 212H159ZM219 210H220V212H219ZM150 212H151V213H150ZM157 212H159V213L157 214ZM214 212H215V213H214ZM218 212H219L221 215H220ZM133 213H134V215H133ZM139 213H140V214H139ZM155 213H156V215H155ZM93 214H94V215H93ZM142 214H143V215H142ZM2 215H3V216H2ZM2 215H0L1 218L5 217V216H4L5 213L2 214ZM96 215H97V216H96ZM120 215H121V214H120ZM140 215H141V216H140ZM218 215H219V216H218ZM223 215H224V213H223ZM91 216H89V219H90ZM94 216H95V217H94ZM100 216H101V217H100ZM208 216H211V214H208ZM217 216H218V217H217ZM146 217H147V218H146ZM151 217H152V218H151ZM214 217H213V218H214ZM1 218H0V221L3 223V222L5 221V218H4V219H1ZM95 218H96V219H95ZM216 218H214V219H216ZM96 220H98V221H96ZM207 220H208V221H207ZM92 221H91V219H90L89 221H87L89 224L86 223V224H88V225L84 226V229L81 228V229H80L81 232L78 231V233L74 234L73 239L71 238V239L73 240V242H72L71 239H70V241L67 242V243H70V244L73 243V245H71L73 248H74V247H75V248L77 247L76 249L74 248V249H75V250H74V249H72V247L68 244V245H67V250H68V251H70V252H72L71 250L78 251V249L83 245V246L81 247V249H79V250H80L79 252H83V251L86 249L87 251H84L83 253H87V254H88V257L92 255V253H93L92 251H93V249H95V245H93V244H94L93 241H90L91 238L89 237V236H90V235H89L90 233H89V231H88L89 228L91 229V227H94V224L91 223ZM206 221H207V223H208V222L210 221V218L207 217V218H206ZM4 223H5V222H4ZM4 223H3V224H4ZM90 223H91V224H90ZM221 223H222V222H221ZM221 223H220V224H221ZM92 224H93V225H92ZM141 225H143V226H141ZM151 226H152V227H151ZM164 226H165V227H164ZM221 226H223V225L221 224ZM127 227H128V228H127ZM145 227H146V229H147L148 231L145 229ZM147 227H148V228H147ZM150 227H151V228H150ZM85 228H86V229H85ZM161 228H162V229H161ZM149 229L151 230V232H150ZM152 229H153V231H152ZM154 229H155V230H154ZM160 229H161L162 231H161ZM164 229H167V230L169 231V233L165 232L166 230H164ZM201 229L205 232L204 234H202L203 232H202ZM83 230H84V231H83ZM86 231H87L88 233H87ZM122 231H123V232H122ZM138 231H139V232H138ZM158 231H159V232H158ZM197 231H198V229H197ZM79 232H80V233H79ZM82 232H83L84 234H83ZM121 232H122V233H121ZM128 232H129V233H128ZM136 232H137V233H136ZM145 232H146V233H145ZM149 232H150V233H149ZM155 232H156V233H155ZM161 232H162V233H161ZM190 232H191L193 235H192ZM201 232H202V233H201ZM207 232H208V233H207ZM81 233H82V234H81ZM131 233H132V234H131ZM138 233H139V234H138ZM144 233H145V234H144ZM148 233H149V234H148ZM79 234H81L80 236H81L82 240H81V238L79 239V237H80ZM87 234H88L89 236H88ZM106 234H105V236H106ZM110 234L113 236V238H111V235H110ZM121 234H123L124 237H122L123 235L121 236ZM133 234H134V235H133ZM135 234H136V235H135ZM143 234H144V235H143ZM151 234H152V237L150 236ZM165 234L168 235V236L166 237ZM194 234H195L196 236H195ZM201 234H202V235H201ZM206 234H207V235H206ZM82 235H83V237H84V235H85L86 237L83 238ZM148 235H149V236H148ZM169 235H170V236H169ZM204 235H205V237H204ZM209 235H210V236H209ZM105 236H103V237H105ZM114 236H115V240L119 238L120 243H121V244H120L121 247L119 248L120 250L117 249V251H116L115 249L113 250V248H111V247H108V245H109V244H108V243H109V240L114 239ZM116 236H117V237H116ZM125 236H126V237H125ZM146 236H147V238H146ZM160 236H161V237H160ZM171 236H172V237H171ZM178 236H179L180 238H179ZM198 236H199V237H198ZM74 237H75V238H74ZM128 237H129V238H128ZM148 237H149V238H148ZM175 237H174V238H175ZM76 238H77V239H76ZM87 238H88V239H87ZM109 238H110V239H109ZM124 238H125V240H124ZM164 238H165V239H164ZM174 238H173V239H174ZM203 238H204V239H203ZM121 239H123V241H125V243H123V241H121ZM136 239H137V240H136ZM159 239H160V240H159ZM175 239H176V238H175ZM206 239H205L203 242H202V241H201V242L205 244V242L207 241ZM209 239H210V238H209ZM79 240H80V241H79ZM157 240H158V241H157ZM76 241H78V242H76ZM104 241H106L108 245H107ZM156 241H157V242H156ZM160 241H161V242H160ZM180 241H181V240H180ZM196 241H197V240H196ZM71 242H72V243H71ZM164 242H163L162 246H165V245H164ZM166 242H167V241H166ZM166 242H165V243H166ZM197 242L199 243V241H197ZM201 242H200L199 244H200L201 246L204 245V244H201ZM75 243H77V244H76L77 246L74 245ZM83 243H84L85 245H84ZM88 243H89V244H88ZM139 243H140V244H139ZM142 243H143V244H142ZM160 243H161V244H160ZM78 244H80V245H79L80 247L78 246ZM105 244H106V245H105ZM144 244H145V245H144ZM125 245H126V247H125L126 249H125V250L127 251V250L130 249V250H129L130 252H129V251L126 252V253L124 252L125 250L123 249V248H124L123 246H125ZM139 245H140V246H139ZM69 246H70L71 248H70ZM106 246H107V247H106ZM127 246H128V247H127ZM141 246H142V247H141ZM146 246H147V247H146ZM150 246H151V247H150ZM154 246H156V247H154ZM105 247H106V249L108 248V250H109V249H110V250L112 249L114 252H112V250H111V251H110V250H109V251L105 250ZM158 247L161 248V251H160V249H158ZM69 248H70L71 250H70ZM91 248H92V251H91ZM121 248H122V250H121ZM134 248H135V250H136V248H137V250H138L139 252H138L137 250H136V252H134V251H135V250H133ZM139 248H141V249H140L141 251L139 250ZM153 248H154V249L156 248V250H154ZM82 249H83V251H82ZM145 249H146L147 251H146ZM149 249H150L151 251H150ZM67 250L65 251L64 255H65V254H68ZM88 250H90V251H88ZM123 250H124V251H123ZM131 250L133 251V253H132ZM144 250H145V251H144ZM105 251H106V252H105ZM115 251L117 252V254H116ZM118 251L121 252L122 255H121V253H119ZM122 251H123V252H122ZM155 251H156V252H155ZM70 252H69V253H70ZM104 252H105V253H104ZM106 253H107V254H106ZM109 253H110V254H109ZM111 253L114 254V255H111ZM54 254H56V253H54ZM90 254H91V255H90ZM108 254H109V255H108ZM118 254H119V255H118ZM157 254H156V255H157ZM116 255H118V256H116ZM133 255H134L135 257H134ZM55 256H58V255H54V258H55V259L59 258V256H58V257H55ZM86 256H87V255H86ZM103 257H104V258H103ZM109 257H110V258H109ZM113 257H114V258H113ZM117 257H118V258H117ZM130 257H131V258H130ZM132 258H133L134 261L132 260ZM107 259H108V260H107ZM120 259H122V260H120ZM130 259H131V260H130ZM127 260H129V261H127ZM135 260H136V261H135ZM131 261H132V262H131ZM136 263H135V264H136ZM244 264H264V254H258V255H255V256L247 257V258H245V260H244Z\"/></svg>",
	"mask_w": 264,
	"mask_h": 264
},
{
	"label": "built area",
	"instance_id": "obj_3",
	"mask_svg": "<svg viewBox=\"0 0 264 264\" xmlns=\"http://www.w3.org/2000/svg\"><path fill=\"white\" fill-rule=\"evenodd\" d=\"M67 177H65V179H66ZM84 244V243H83ZM85 245V244H84Z\"/></svg>",
	"mask_w": 264,
	"mask_h": 264
}]
</instances>
